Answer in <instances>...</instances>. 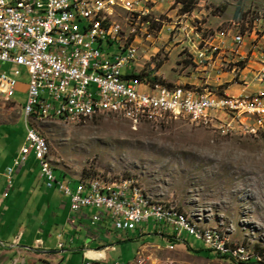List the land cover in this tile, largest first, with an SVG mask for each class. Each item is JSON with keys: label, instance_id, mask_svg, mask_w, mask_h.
<instances>
[{"label": "rangeland", "instance_id": "obj_1", "mask_svg": "<svg viewBox=\"0 0 264 264\" xmlns=\"http://www.w3.org/2000/svg\"><path fill=\"white\" fill-rule=\"evenodd\" d=\"M145 6L125 5L117 11L115 5H108L112 23L128 37L125 44L137 46L141 77L191 84L207 94L208 87L217 91L218 84L230 86L231 93L241 90V79L249 83V90L262 86L255 74L264 63V0H154ZM104 14L106 6L96 19L111 24ZM234 35L242 36V49L233 43ZM204 43L222 49L206 48V55L212 57L205 68L196 55ZM237 51L243 52L244 61L236 62ZM21 70L0 63V73ZM27 79L24 72L17 76L13 101L0 98V172L10 168L25 137L21 106ZM258 116L263 114L247 113L244 120ZM29 124L47 141L56 177L71 189L80 178L109 180V184L135 182L149 198L185 213L198 229L215 232L226 245L241 248L250 257L247 261L264 264V130L242 134V129L225 122L170 115L133 122L110 112L77 123L46 118L30 119ZM30 160L27 164H35ZM93 212L84 211L87 219L71 214L78 227L69 241L82 247L93 236L89 248L112 246L105 251L107 264H239L209 254L207 244L187 233L189 237L184 235L181 242L195 250L174 247L170 238L154 234L161 228L152 222L143 224L142 233L116 231L105 221L92 225ZM107 223L110 228L99 231ZM76 258L80 252L68 262L78 264Z\"/></svg>", "mask_w": 264, "mask_h": 264}, {"label": "built area", "instance_id": "obj_2", "mask_svg": "<svg viewBox=\"0 0 264 264\" xmlns=\"http://www.w3.org/2000/svg\"><path fill=\"white\" fill-rule=\"evenodd\" d=\"M86 1H93L99 6H106L105 21H111V31H102L101 23L96 22V14L84 16ZM154 0H0V63L11 64L22 70L15 74L0 73V98L12 100L17 84V76L24 72L27 75L26 99L21 106L25 112H32V119H37V110L54 109L57 102H64V116L75 118V111L83 106L84 101H96L125 106L138 107L146 105V112L155 114V108L169 111L177 108V115L200 116L207 122H225L237 126L242 134L256 135L263 132L264 120V63L263 71L255 74L257 89L249 90L248 82L241 79L243 89L231 93L230 86L218 84L217 91L208 87V97L196 98V86L191 84H163L153 81L148 76L135 77L139 54L137 46H125L123 30L119 24L112 23L108 5H115V10H123L125 5L147 9L145 3ZM74 6L83 7V16L74 14ZM139 18V17H137ZM233 43L242 49L241 35L233 36ZM206 48L222 50L219 46L204 43L198 49L197 61L205 68L212 56L206 55ZM238 61H244L243 52H236ZM195 62V61H194ZM196 63V62H195ZM235 63V62H234ZM237 82L233 83L236 84ZM245 99H254L253 108H263V116L253 120H244ZM233 100H241V107H233ZM13 101V100H12ZM25 137L19 151L12 160L11 170L5 174L6 189L12 186V172L20 169L29 156L37 161L39 177L46 188H56L69 200V208L78 216L87 217L85 209H93L90 222H109L111 229L121 232L138 229L149 222L158 224L160 230L154 231L163 237L170 238L177 247L192 245L182 243L186 226L180 218L168 216L161 207L148 203L140 207L139 197L135 196V186L131 181H121L120 187H109L108 181L99 184L71 189L69 184L54 179V173L42 172L38 147L44 144L42 134L29 122H25ZM109 188V196L96 198V190ZM76 217H69V224L75 226ZM77 227V226H76ZM171 229L172 234L165 233ZM211 239V236H208ZM91 240L94 237L91 236ZM37 245L42 242L37 241ZM172 246V245H168ZM59 247H62L61 244ZM112 246L88 249V251H108ZM209 254L223 256V250L212 247ZM86 252V253H87ZM237 262H245L248 254L233 257ZM143 259H136L142 261ZM107 264L106 255L90 258L84 254L82 264ZM118 264V263H114Z\"/></svg>", "mask_w": 264, "mask_h": 264}, {"label": "crops", "instance_id": "obj_3", "mask_svg": "<svg viewBox=\"0 0 264 264\" xmlns=\"http://www.w3.org/2000/svg\"><path fill=\"white\" fill-rule=\"evenodd\" d=\"M30 159L35 164H27ZM27 162L12 172L16 177H12L9 189L5 174L11 166L0 172V264H71L79 252L80 260L76 261L82 264L84 254L92 249L88 247L91 240L87 238L82 247L72 246L69 237L76 233L78 225L68 222L72 214L69 200L56 188L44 186L32 156ZM107 228L109 224H103L99 231Z\"/></svg>", "mask_w": 264, "mask_h": 264}, {"label": "bare ground", "instance_id": "obj_4", "mask_svg": "<svg viewBox=\"0 0 264 264\" xmlns=\"http://www.w3.org/2000/svg\"><path fill=\"white\" fill-rule=\"evenodd\" d=\"M102 6L93 3V1H86V8H84V16H91V14H96L100 10ZM74 14L76 16H83V7L74 6ZM96 22L101 23L102 31H111V24L106 25L96 19ZM126 47H131L128 44H125ZM263 71V66L262 70ZM208 97L207 93L197 92V99H205ZM254 106V99H245L243 102V110H251ZM233 107H241V100H233ZM110 112L115 113L123 118H126L130 121L137 122L139 119L147 117V116H156V115H177V108H169V111H162V108H155V114L152 112H146V105H138V107L133 106H125V107H117L115 104H107L96 101H84L83 106H79V108L75 111V118H71V116H64V102H57L56 108L54 109H45V110H37V118L38 121L52 118L58 119L62 121H71V122H81L96 116L99 113ZM252 113V114H263V108H253L252 111H246L244 114ZM175 118L181 116H173ZM185 118L191 119L193 121L197 120H206L207 118H202L200 116H186ZM25 122H29L32 119V112L24 113ZM36 120L37 119H32ZM32 122V121H31ZM29 126H31L29 124ZM34 129V128H33ZM42 140L44 144L38 147V156L39 161H48L49 147L45 138L42 136ZM40 170L42 172H52L54 173V168L50 165L49 161L47 163H40ZM54 179L56 181H60L55 173ZM128 181V180H125ZM64 183V182H62ZM100 180L98 179H79V183L75 188H81L85 186H92L95 184H99ZM131 184L135 186V196L139 197L140 207H148V203L155 207H161L163 211L168 216H176L180 218V223L183 226H186V233L192 235L194 238L201 240L203 243L207 244L210 249L212 247L217 246L220 250H223V256H229L231 258L242 256L241 248H232L223 241L222 238L215 232L210 230H200L193 222V220L188 217L185 213L176 210L174 207L167 206L166 204L157 202L151 198H149L144 190L135 182L131 181ZM121 182L115 184H109V187H120ZM109 196V188H101L100 190H96V198L97 199H105ZM208 236H211L209 239ZM87 256L90 258H98L104 256V251H88ZM234 259V258H233ZM235 260V259H234Z\"/></svg>", "mask_w": 264, "mask_h": 264}, {"label": "trees", "instance_id": "obj_5", "mask_svg": "<svg viewBox=\"0 0 264 264\" xmlns=\"http://www.w3.org/2000/svg\"><path fill=\"white\" fill-rule=\"evenodd\" d=\"M184 8V5L181 7V9H183ZM188 10L187 9H185L184 8V10H183V12H187ZM135 77H137V78H141V73H139L138 75L137 74H135L134 75ZM164 84V83H163ZM193 250H195V249H193ZM228 258H231V257H228ZM231 259H233V258H231ZM234 260V259H233ZM236 261V260H235ZM237 262V261H236ZM239 264H258V262H253V261H245V262H238Z\"/></svg>", "mask_w": 264, "mask_h": 264}]
</instances>
